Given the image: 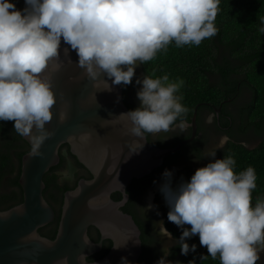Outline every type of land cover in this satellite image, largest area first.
<instances>
[{
	"label": "clouds",
	"instance_id": "clouds-1",
	"mask_svg": "<svg viewBox=\"0 0 264 264\" xmlns=\"http://www.w3.org/2000/svg\"><path fill=\"white\" fill-rule=\"evenodd\" d=\"M220 0H24L18 10L9 0H0V121H12L15 132L27 138L29 157H43L40 151L52 132L45 125L53 118L56 104L52 74L62 67L61 42L77 56L82 75L95 84L101 76L112 85L132 83L135 69L176 48L199 46L214 37ZM258 31L264 34V17ZM69 62L72 61L69 59ZM111 91L106 80H102ZM140 106L120 114L132 136L143 140L145 134L167 133L190 125L181 117L188 112L178 95L182 79L170 81L168 75L136 80ZM214 114L207 123H212ZM64 119L61 114L60 120ZM179 121V123H177ZM35 130V131H34ZM229 142L220 138L216 149L205 158L212 159ZM143 144L139 147L142 148ZM231 156L197 169L187 182L172 185V172L165 170L161 192L169 208L167 220L182 229L173 239L161 222L160 231L179 244L180 254L196 251L185 241L199 237L208 256L220 264H257L264 250V198L252 205L256 170L249 166L235 173ZM66 175V174H63ZM123 187V186H122ZM77 193H70L75 196ZM23 214V208L16 209ZM8 214L0 212V218ZM184 225H190L184 228ZM119 248V247H114ZM171 248H161L156 264H172L167 258ZM58 264H67L61 260ZM121 264H128L121 258ZM179 264V262H177ZM194 264V261H189Z\"/></svg>",
	"mask_w": 264,
	"mask_h": 264
},
{
	"label": "water",
	"instance_id": "water-1",
	"mask_svg": "<svg viewBox=\"0 0 264 264\" xmlns=\"http://www.w3.org/2000/svg\"><path fill=\"white\" fill-rule=\"evenodd\" d=\"M65 47L62 41L63 67L51 78L57 102L45 128L53 135L40 149L42 158L29 157L28 153L21 158L18 185L22 203L0 211L8 214L0 218V264H58L65 259L67 264H121L122 257L128 264H138L140 231L133 218L121 210L128 200L126 188L194 140L197 107L190 122L191 135L176 146L155 147L146 134L139 140L130 134L128 122L118 117L130 111L124 102L123 87L112 85L104 76L93 84L77 67L74 51L70 50L68 57L63 55ZM102 80L109 83L111 91L104 90L107 85ZM21 138L30 147L27 138ZM63 145L91 178L80 179L73 190L64 193L56 233L49 239L39 233L55 219L53 208L43 197V178L60 163ZM114 193L121 199L113 200ZM18 207L23 208L22 215L17 214ZM90 228L100 233L98 243L91 240ZM104 240L112 243L109 252L98 261L88 262L101 251Z\"/></svg>",
	"mask_w": 264,
	"mask_h": 264
},
{
	"label": "trees",
	"instance_id": "trees-1",
	"mask_svg": "<svg viewBox=\"0 0 264 264\" xmlns=\"http://www.w3.org/2000/svg\"><path fill=\"white\" fill-rule=\"evenodd\" d=\"M18 0H11L17 8ZM264 17V0H220L219 11L215 19V25L218 29L217 34L209 39H205L197 46H184L176 48L174 44L168 46L167 52L157 53L154 60L141 64L140 70L142 79L144 76L152 78L168 75L170 81L182 79L184 86L180 89L178 95H182L181 103L188 108V112L181 119L186 120L188 124L194 109L197 107L198 114L202 112H212L213 109L222 107L223 111L214 121V124L223 131L228 117L233 123H241V131L243 133L247 128L255 127V135L259 138V142L253 148H247L238 140L240 134L235 131L230 133L234 141H229L226 146L217 153L219 160L224 157L231 156L235 159V173L247 169L249 166L256 170V188L252 192V205L255 206L257 199L264 198V135L262 128L264 124V34L258 31L260 27V18ZM134 79L132 85L135 84ZM130 85V84H129ZM123 87L124 102L129 110H135L131 105L127 104L125 99L131 87ZM139 90V87H133ZM244 92H248L250 99L241 100L240 96ZM240 99V100H239ZM241 104L236 110H231L237 103ZM225 112V113H224ZM196 118V125L198 121ZM230 121V125L232 126ZM12 121H0V211L8 210L22 203V192L18 185L20 176L21 158L28 153L30 147L13 129ZM179 123V121H177ZM219 125H218V124ZM230 126V127H231ZM262 126V127H261ZM258 129H260L258 131ZM199 131V130H198ZM244 131V132H245ZM191 127L186 132L173 133L171 141L168 143H153L149 140V134H146L147 140L151 145L158 148H172L179 142L189 138ZM195 141L183 146L177 153L163 160L161 166L155 169L150 175L141 180H133L128 187L127 192L131 199L136 196L137 188L151 184L158 178H161L165 170H168L177 159H180L184 153H191L197 159H202V153L196 148ZM63 147H66L63 145ZM60 155V163L51 168L44 175L43 182L45 189L43 197L55 212V219L50 225L39 229V233L49 239H53L56 233L59 221L60 208L62 198L66 191L73 190L79 181L80 176H76L73 183L67 181L59 182L57 173L61 169H66L67 163L72 168L81 166L76 159L69 155L67 158ZM196 170L190 167H183L178 173L174 181L176 188L181 181L187 182ZM138 188V189H139ZM133 192V193H131ZM112 199L117 201L120 199L118 195H112ZM165 202L161 195L158 200ZM165 224L174 239H179L182 229L167 220L168 206L163 208ZM138 224L143 243V251L139 258V263L145 264V250L148 246L146 243V228L138 219ZM189 228L190 225H184ZM186 243L191 246L196 245V251L189 253L187 256L180 254L179 244L175 243L171 246V255L169 261L172 264H220L219 259L213 260L211 257L201 259V256H208L207 249L200 246L199 237L193 236L187 239ZM264 255L257 261V264H264ZM262 262V263H261Z\"/></svg>",
	"mask_w": 264,
	"mask_h": 264
},
{
	"label": "flooded vegetation",
	"instance_id": "flooded-vegetation-1",
	"mask_svg": "<svg viewBox=\"0 0 264 264\" xmlns=\"http://www.w3.org/2000/svg\"><path fill=\"white\" fill-rule=\"evenodd\" d=\"M10 1L11 0H9V2ZM24 7H25L24 0H18L17 1V9L22 10ZM133 79L135 81V83H133V84H135V85L133 86L132 83L129 85L131 87V90L129 91V93L126 94L125 99L127 101V104L131 105L133 108L136 109L137 107L140 106V101L136 97L137 90H135L133 87H137V88L141 87V85L136 84L137 79L142 80V74H141V70H140L139 65L135 69V75H134ZM240 99L242 101L247 100V102H248L250 99L249 93L244 92L242 94V96H240ZM222 111H223L222 107H219L216 109L214 108L213 111L210 113L202 112V113L198 114V118H197L198 126L196 125V136H195L194 140H196L195 141L196 148L202 153L203 157H202V159L199 160L196 158V156L192 155L190 152L184 153L182 155V157L180 159H177L174 162V164L171 167H169V169H168V171L172 172L173 182L175 181V178L177 176L176 175L174 177L173 174L174 173L177 174L183 167H190L191 169H193V167H192L193 164L201 165V163L203 161L207 160L208 158H205V157H207V153L209 154L211 151L216 149V146L218 145L221 137L228 136L229 141L230 140L234 141L233 137H230L231 132L233 133L235 131H237V132L239 131L238 133L240 134V136H239L238 140L242 143H244V142H257L258 143L259 142L260 139L257 138V135H255V129H256L255 127L247 128L246 131L244 129L245 132L243 131V133H242L241 131L243 130V128H241V123H239V125H238V124L234 123V120L232 123L230 117H228L227 122H224V124H226V126H225V128H222L223 131L219 130V127L217 128V126L214 124V121L219 119L218 117L221 115ZM211 114H214L212 123H207L206 122L207 118ZM230 121H231L232 126L229 124ZM262 126H263L262 134L264 135V124ZM188 128L186 130H184L183 132H186L188 130ZM259 130L260 129H258V131ZM179 132H181V131L178 128H176V129L169 131L167 133L162 132L159 134H149V140H151V142H153L155 144L156 143H168L171 141L172 134L173 133H179ZM190 135H191V133H190ZM150 144H152V143H150ZM64 146H66V145H64ZM225 146H226V144L224 145V147ZM222 149H220L216 152V156L214 157L215 160H219L217 153L220 152ZM59 153L65 157H67V158H70L69 155H71L67 146L66 147L62 146L59 150ZM210 161H211V159H210ZM187 163H189V165H186ZM193 170H197V168L193 169ZM63 174H66V175H63ZM77 175L80 176L81 179H85V180H88L91 178V175L89 174V172L86 169H84L82 166H77V168H72L70 166L69 162L67 163V166H66L64 173H57V178H58V180L67 181L68 183L71 184V183H73V181L75 180V177ZM139 180H141V179H139ZM161 180H163V182H164L163 176L161 178L156 179L151 184L143 185L140 188L138 187L139 189L137 188L136 196L134 199H131L128 192H127V189L131 184L128 185L126 188V193L128 194V200H127V203L125 204V206L121 209L124 213L130 215L133 218V220H134L135 224L137 225L139 231H140V228H139L138 224L136 223L135 219H138L139 221H141V223H143L144 227L146 228V233H148V235H146L145 245L148 243V246L146 247V250H145V254H147L145 264H156L157 260H159L161 258V256L163 255L161 248L162 247H164L165 249L172 248L171 246L175 243V240L168 239L160 231L161 222H162L163 227L169 232L167 225L165 224L164 211L159 209V207H158V206H161L163 208H166L167 205L164 201H162L160 199L157 202L158 195H159V198L162 195L161 192L159 191L160 187H158L159 184L163 183V182H161ZM156 187H157L158 191L156 192L155 197L153 199H151V201H149V196L151 195V193H149V191L153 190ZM131 193H133V192H131ZM115 194L117 196L119 195L120 199H121L120 194L114 193L112 195H115ZM112 195H111V198H112ZM88 233H89V236L93 242L98 243L100 241V233L96 229L90 228ZM141 234H142V232L140 231V239H141ZM171 236H172V234H171ZM172 238H173V236H172ZM111 246H112V243L109 240H104L102 242L101 251L97 254H94L90 258H88L87 261L88 262H95V261L102 259L109 252ZM143 249H144V247H143V243L141 240V254H142ZM140 257H141V255H140ZM167 259H169V257ZM263 262H264V260H263ZM138 264H141V263H139V259H138Z\"/></svg>",
	"mask_w": 264,
	"mask_h": 264
},
{
	"label": "rangeland",
	"instance_id": "rangeland-1",
	"mask_svg": "<svg viewBox=\"0 0 264 264\" xmlns=\"http://www.w3.org/2000/svg\"><path fill=\"white\" fill-rule=\"evenodd\" d=\"M138 67V66H137ZM241 104V101H237V103H236V105L234 106V107H232V109L231 110H236V108L239 106ZM243 145L245 146V147H247V148H253L254 146H256L257 145V142H244L243 143ZM209 154L207 153V156H208ZM210 162H215V159L213 158V159H211V161H210V159H207V160H205V161H203L202 163H201V165H199V164H193V169H199V168H201V167H205L208 163H210ZM186 165H189V163H187ZM65 172V169H61L60 171H58V173H64ZM174 175V177L177 175V174H173ZM59 182H63V180H58ZM161 182H163V180H161ZM162 184V183H161ZM161 184H159L158 185V187H160L161 186ZM173 188L175 187L174 186V182H173V180H172V185H171ZM158 191V189H157V187L156 188H154L153 190H151V191H149V193H151V195H152V199L155 197V194H156V192ZM171 243V242H170ZM259 255H260V260H261V258L263 257V255H264V250H262V251H260L259 252Z\"/></svg>",
	"mask_w": 264,
	"mask_h": 264
},
{
	"label": "bare ground",
	"instance_id": "bare-ground-1",
	"mask_svg": "<svg viewBox=\"0 0 264 264\" xmlns=\"http://www.w3.org/2000/svg\"><path fill=\"white\" fill-rule=\"evenodd\" d=\"M151 199H152V195L149 196V201H151Z\"/></svg>",
	"mask_w": 264,
	"mask_h": 264
}]
</instances>
